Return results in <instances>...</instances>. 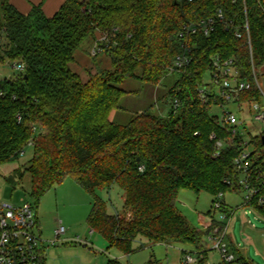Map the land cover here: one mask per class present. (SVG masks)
Listing matches in <instances>:
<instances>
[{
    "label": "trees",
    "instance_id": "trees-1",
    "mask_svg": "<svg viewBox=\"0 0 264 264\" xmlns=\"http://www.w3.org/2000/svg\"><path fill=\"white\" fill-rule=\"evenodd\" d=\"M208 18L214 19L209 35L198 29L180 36L185 26ZM106 33L110 38L104 51L111 68L97 66L83 81L70 67L75 52L86 38L94 43ZM4 37L0 63L7 57L24 68L13 79H0V165L18 158L30 144L34 156L26 171L33 197L39 200L73 177L93 197L90 229L109 247L129 255L138 249L134 242L145 237L153 244L191 245L194 264H209L206 232L187 220L176 199L182 189L214 198L241 190L234 161L246 137H236V145H226L215 156L216 140L210 134L227 139L231 133L212 107L226 102L202 100L199 88L213 70L212 58L219 55L233 59L241 78L251 83L236 101L240 110L243 104L261 101L254 70L264 65V0H64L52 16L41 5L24 14L3 0L0 44ZM183 43L192 59L183 69H174ZM169 72L180 77L169 91L173 105L167 115L149 108L127 124L111 120L112 111L130 93L119 87L126 79L158 85ZM240 124L245 127L244 118ZM263 135L264 130L248 138L255 147V165L264 163ZM113 183L124 191L122 213H109L96 193ZM261 197L264 186L254 199L264 217ZM231 245L238 254L221 264H254L245 250ZM145 264H153L152 259Z\"/></svg>",
    "mask_w": 264,
    "mask_h": 264
},
{
    "label": "rangeland",
    "instance_id": "rangeland-1",
    "mask_svg": "<svg viewBox=\"0 0 264 264\" xmlns=\"http://www.w3.org/2000/svg\"><path fill=\"white\" fill-rule=\"evenodd\" d=\"M2 1L0 0V14ZM6 42L4 37L0 45ZM92 47L93 39L86 38L75 52V61L70 64L71 69L78 73L83 81H88L91 74L97 72V66L111 68L108 53L102 51L93 56ZM20 71L7 57L0 63V79H13L21 73ZM255 72V81L257 79L256 84L260 86L257 87L262 94L261 104L264 106V65L256 68ZM179 77V72H169L158 85L140 79H126L119 87L130 93L121 100V108L112 111L111 120L119 124H127L136 113L149 108L154 113L162 108V114L167 115L173 105L169 91ZM210 78L211 74L208 72L205 83H209ZM225 108L235 112L239 118L245 119L248 138L263 131L262 123L255 119L251 105L243 104L240 110L237 102H229L226 103ZM223 111L220 105L212 107V112L219 116ZM33 156L34 148L29 144L18 158L0 165V203L22 204L29 201L34 204L38 217L35 232L44 241L47 264H145L150 259L153 264H182L185 256L183 250L195 256L191 252L193 250L191 245L148 246L149 240L145 237H143L144 245L135 243L138 249L129 255L124 254L117 247H109L107 240L100 233L91 232L87 217L92 209L93 197L73 177L68 176L63 179L44 193L39 200L30 194L31 175L26 168ZM96 193L106 201L108 212H123L124 191L117 183L99 188ZM245 195L243 189L225 194L228 207H239L225 242L230 253L238 254L237 250L232 249L233 243L237 249L245 250L254 264H264V217L255 212L245 214V210H249L241 207ZM213 199L214 197L207 192L197 194L192 190L182 189L176 199V206L191 224L202 229L200 218L208 217ZM216 214L218 215L219 211H216ZM61 227L66 231L56 239V231ZM52 240L55 242L52 243ZM206 248L209 264L223 262L221 252L213 249L207 240Z\"/></svg>",
    "mask_w": 264,
    "mask_h": 264
},
{
    "label": "built area",
    "instance_id": "built-area-1",
    "mask_svg": "<svg viewBox=\"0 0 264 264\" xmlns=\"http://www.w3.org/2000/svg\"><path fill=\"white\" fill-rule=\"evenodd\" d=\"M178 1L190 2L193 0ZM219 16L223 17L221 10L219 11ZM245 26L248 32V44L251 45L248 23ZM198 29L204 30V33L209 35L214 29V19L208 18V20H202L195 24L191 23L185 26L180 36L183 37L190 32L195 33ZM116 31H118L117 28L114 29V32ZM237 35L240 36L239 33ZM109 38L108 33L99 35L93 43L91 54L96 56L104 51V47L109 44ZM183 48V52L176 57L174 69H183L192 59L189 54L190 49L184 43ZM212 63L213 70L210 73V82H204L199 88V95L202 100L207 101L211 97L214 100L222 99L226 103L236 102L241 91L251 88V83L241 78L233 59L224 60L221 56L216 55L212 58ZM16 67L22 70L24 65L17 64ZM254 77H256L255 70ZM257 86L260 88L258 83ZM178 104L176 100L175 106L177 107ZM225 105L222 106L224 111L220 120L224 125L229 126L231 136L227 139H218L214 131L210 134V138L216 140L215 156H220L222 149L226 145H236V137H246L245 141L240 142L243 150L234 161L240 173L239 183L241 189L246 192L241 207L249 209L248 211L245 210V214L247 212H255L261 215L254 206V199L255 195L264 186V163L255 165L252 157L255 147L248 143L247 135H249V132L246 131V125L245 127L241 126L239 116L235 112L227 110ZM252 109L255 112V119L262 123L264 130V106L261 101L253 102ZM140 169H143V166ZM263 201L264 198L261 197L258 203ZM211 208L208 217L200 218L202 229L206 232V240L213 249H218L221 252L223 259L232 261L235 255L230 253L225 240L239 207H228L225 201V194L221 192L215 196ZM216 211H219L218 215ZM248 222L251 223L250 220ZM37 225V209L31 202L27 201L22 204L0 203V264H43L44 241L35 232ZM65 231L64 227L59 228L56 231V239ZM55 240L51 242L54 243ZM184 255L182 264L195 263L197 260L190 253Z\"/></svg>",
    "mask_w": 264,
    "mask_h": 264
},
{
    "label": "crops",
    "instance_id": "crops-1",
    "mask_svg": "<svg viewBox=\"0 0 264 264\" xmlns=\"http://www.w3.org/2000/svg\"><path fill=\"white\" fill-rule=\"evenodd\" d=\"M10 2L24 14H28L31 11L33 5H41L44 13L48 16H52L59 10L64 0H10ZM160 110L162 113V108H160ZM225 201L227 202V200ZM107 210H108V207H107ZM117 213H122V212H117ZM111 214H116V213H111ZM91 232L93 231L91 230ZM143 240H144L143 237L139 238L138 240L134 242V246H135V243L144 245ZM147 245L153 246L154 244L149 241ZM43 256H44V264H47V261L45 258V247H44Z\"/></svg>",
    "mask_w": 264,
    "mask_h": 264
},
{
    "label": "water",
    "instance_id": "water-1",
    "mask_svg": "<svg viewBox=\"0 0 264 264\" xmlns=\"http://www.w3.org/2000/svg\"><path fill=\"white\" fill-rule=\"evenodd\" d=\"M262 140H263V142H264V135H263V137H262Z\"/></svg>",
    "mask_w": 264,
    "mask_h": 264
}]
</instances>
